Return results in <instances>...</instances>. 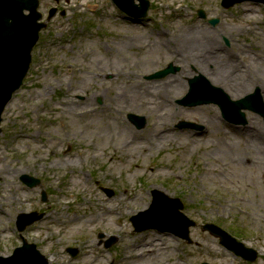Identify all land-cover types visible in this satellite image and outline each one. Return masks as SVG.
Here are the masks:
<instances>
[{
  "label": "rangeland",
  "instance_id": "obj_1",
  "mask_svg": "<svg viewBox=\"0 0 264 264\" xmlns=\"http://www.w3.org/2000/svg\"><path fill=\"white\" fill-rule=\"evenodd\" d=\"M152 3L147 19L134 24L127 22L112 0H41L44 21L52 8L57 7L58 14L41 31L29 73L5 109L1 125L0 256L11 255L22 245L18 215L38 211L44 218L23 235L37 244L50 264H264V121L247 111L248 124L237 126L223 119L217 105L179 104L189 91V78L211 76L209 69L214 63L206 71L190 66L193 75L184 77L183 62L177 57L183 44L175 47L166 39L171 35L176 39L182 29L200 30L198 37L207 30L217 33L224 49L219 53L245 65V69L240 65L234 69V75L243 69L244 75H253L251 81L261 82V86L243 84L235 93L245 96L259 88L264 95V7L245 2L225 9L221 0ZM215 18L220 21L212 24ZM170 64L178 71L149 79ZM139 69L140 80L151 87H156L157 81L181 76L187 88L173 95L176 114L171 120L159 119L148 106L123 112L122 123L135 132L147 131L159 121L161 129L172 136L153 151L136 153L134 161L126 163L124 144L130 145L135 137L125 138L120 129L107 128L117 123L106 110L109 105H120L117 88L123 75ZM217 86L233 99L243 97H235L227 82ZM67 104H71L72 113L65 112ZM91 108H99L101 114L92 128L88 125L91 119L79 114ZM131 115L145 118L144 127L133 123ZM182 121L199 124L202 129H180ZM95 133L112 142L102 146L101 157L88 158L75 172L87 182L72 186L69 179L74 168L51 166L52 162L59 156L76 159L77 152L88 149ZM140 139L136 143L146 142ZM136 143L132 147L140 146ZM23 174L39 178L41 186H27L20 180ZM104 188L115 193L109 195ZM157 189L182 200L183 211L197 223L191 228L193 243L170 232L134 229L131 217L149 208ZM122 194L138 196L137 211L102 217L98 224L84 222V229L75 231L71 225L61 224L75 213H84L82 220H87L96 212V200L118 202ZM119 222L124 225L120 227ZM205 223H215L255 248L257 260L247 262L227 250L219 238L201 228ZM118 229L128 233L121 237L115 233ZM86 237L94 242L85 244ZM113 237L116 242L107 247ZM126 240L135 243L129 250L123 246ZM70 247L78 248L79 253L72 256Z\"/></svg>",
  "mask_w": 264,
  "mask_h": 264
},
{
  "label": "bare ground",
  "instance_id": "obj_2",
  "mask_svg": "<svg viewBox=\"0 0 264 264\" xmlns=\"http://www.w3.org/2000/svg\"><path fill=\"white\" fill-rule=\"evenodd\" d=\"M194 23H198V21L193 22L192 24ZM200 32V30L192 32L188 29H182L181 34H177L176 39L175 37L171 39L173 35L168 38L169 44H175V47H180V45L183 44L180 49V52L178 51V53L180 54L178 60H182L183 62L182 74L184 77L188 78L193 75L192 72L188 71V68L190 66L196 65L206 71L208 69V65L213 62L214 64H211V69H209L212 78L211 76H208V74H206V76L213 84L216 85L225 84L226 82L229 83V86L231 90H233L235 97H241L244 95L235 93L238 87L242 86L243 84L261 86L260 81H257L258 84L256 82L251 81L254 78L252 74H248V72H245V75L243 74V69H245L243 67L244 64H242L241 62H236L233 59L231 62L225 57V55L222 53L224 52V49L220 44L219 35L217 33L207 30L204 31L205 33L203 35L199 37L196 36V34ZM181 40L183 43L181 42ZM220 50H222L221 53H219ZM239 65L243 69H240L238 71H241L242 73L239 75H234V73L236 72L234 69H239ZM248 68L249 67H247V69ZM141 73L142 70L139 69L137 73L131 72L123 75L122 85L117 88V99L118 102H120V105H118V108H116V106L114 105H109V108L107 109L108 116L114 119L117 123L116 126L109 124L107 128L115 127L117 129H120L122 131V134L125 135V138H128L129 136L135 137L130 145L126 144V142L124 144L125 151L123 152V157L126 163L133 162L134 155L136 153H139L144 149H147L148 151H153L154 149L159 147L160 143H163V141H167L172 136L169 135L167 133L168 131H166L165 129H161L163 124L159 121H156V123L152 125V128L148 129L147 131L135 132L130 129L127 124L122 123L121 120L123 112L130 107L141 109L146 108L148 106V108H152L153 113L155 111L156 116L159 119H164L167 117L171 120L176 114V109L172 104L171 99L173 95H179L187 88V84L181 76H175V78L170 80L157 81L156 87H151L150 85L140 80ZM119 74L121 76L122 72H120ZM154 91H157V93H155ZM67 107L68 108L65 112L72 113L70 109L71 104H67ZM98 112H100V110L96 108H91L79 114H82L88 120L91 119V122L88 125L90 128H92L95 127L94 125L96 123V120L101 117V114H98ZM244 136H248V134ZM138 137L141 138L140 140L146 142L136 143ZM111 138L117 137L111 135ZM105 140H107V142H105ZM108 142L111 143L112 140H110L105 135L100 136V134H96V136L91 140V142H89L88 149L84 150L83 152H77V154L74 156L76 159H70L67 156H59L57 160L52 162L53 164L51 166L66 165L68 167L74 168L72 171L73 175L71 176V180L69 179V182H72V186H76L77 184H84L87 182V179L81 177L80 174H77L75 172L80 169L81 164L84 163L88 158L95 160L101 157L102 146H105V144ZM134 143H136L135 145L140 146L132 147ZM145 143L146 145H144ZM261 144L262 146L264 145L262 137ZM142 145L144 146L142 147ZM147 145L149 146L147 147ZM121 162L122 161L119 160V163ZM139 167L140 166L137 165L138 169ZM7 173H9V171H7ZM136 198H138L137 195L135 197L130 198L129 196H125L124 194H122V197H120V200L118 202H112L110 200L102 202L100 200H96L94 202L97 206L96 212L89 216L87 220H82L85 215L83 212V214L75 213L73 217H68L66 220H62L61 224H65L66 226L71 225L72 230L75 231L80 228L84 229V226H82V223L84 222H89L90 224H98L103 220L102 217H112L114 215H121V213H133L136 210V206L140 205V203L136 201ZM83 201L87 202L85 198H83ZM130 202L133 203L130 204ZM118 224L120 225V227L124 225L122 222H119ZM78 225L80 226L77 227ZM100 228L106 229L103 226H100ZM119 231L120 233H118ZM115 233L123 237L128 233V230L118 229ZM130 241L131 240H126L123 243V246L126 250H129L135 245V243ZM90 242L92 243L94 242V240L90 237H86L84 243L89 244ZM132 252L134 253V255L137 254L135 249L132 250Z\"/></svg>",
  "mask_w": 264,
  "mask_h": 264
},
{
  "label": "water",
  "instance_id": "obj_3",
  "mask_svg": "<svg viewBox=\"0 0 264 264\" xmlns=\"http://www.w3.org/2000/svg\"><path fill=\"white\" fill-rule=\"evenodd\" d=\"M255 1L264 2V0ZM115 2L121 9L130 11L133 0H115ZM38 5V0H0V123L2 121V112L6 104L10 101L13 93L21 86L28 72L31 62V51L38 40L39 31L45 26L44 23L38 22L41 18V14L37 11ZM143 6L145 7L141 9L142 12H138L137 15L146 14L148 3L144 2ZM25 9L29 10L30 14H24ZM55 12V9L52 10L50 17L53 16ZM173 70L174 69L171 68L159 75H165ZM258 98V94H251L239 101L229 102L222 106L230 108L233 115L240 117L239 120H243L245 115L241 112V109L250 108L249 103L256 102ZM191 99L193 102L187 101ZM221 100H229V97L221 89L212 86L203 76H197L191 80V90L185 98L184 103L197 105L219 102ZM234 106L235 110L233 109ZM261 110H263L262 104ZM1 131L0 129V133ZM22 180L32 186L40 183L39 180H35L33 177L27 175H24ZM161 196V193L157 194V198H161ZM177 201L178 205L174 207L175 209L172 214L184 220L182 229L177 231V233L179 236L191 241L189 237V227L195 225V223L185 217L180 211L183 205L179 200ZM34 215L35 216L29 221L20 224V230H24L28 224L41 217L38 214ZM134 223L137 229L141 230L136 220ZM171 224L172 217L168 215L165 223L154 227L172 229ZM204 229L211 231V233L216 236H220L222 238L221 242L229 249L236 251L239 255H243L245 258L252 261L256 259L257 252L254 249L247 248L242 243L236 242L235 239L220 227L214 224H207L204 226ZM72 253L75 255L77 250H72ZM0 264H48V261L45 256L39 252L35 244H28L25 242L23 247L16 248L12 256L0 257Z\"/></svg>",
  "mask_w": 264,
  "mask_h": 264
}]
</instances>
